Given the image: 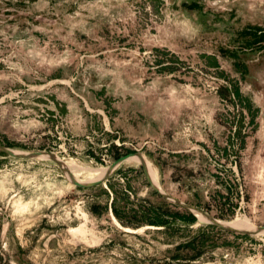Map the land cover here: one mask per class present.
<instances>
[{
  "label": "rangeland",
  "instance_id": "rangeland-1",
  "mask_svg": "<svg viewBox=\"0 0 264 264\" xmlns=\"http://www.w3.org/2000/svg\"><path fill=\"white\" fill-rule=\"evenodd\" d=\"M0 180V264H264V0H0Z\"/></svg>",
  "mask_w": 264,
  "mask_h": 264
},
{
  "label": "trees",
  "instance_id": "trees-1",
  "mask_svg": "<svg viewBox=\"0 0 264 264\" xmlns=\"http://www.w3.org/2000/svg\"><path fill=\"white\" fill-rule=\"evenodd\" d=\"M106 183L108 187L107 191L110 194V202L106 206V208L109 209L118 220L122 221V219L120 218L122 211L120 210L121 208L118 205V200L116 198L115 191L113 190V186L109 184V179L106 180ZM153 192L157 196L162 198V196L158 194L155 190H153ZM124 197H126L125 194H123V198ZM127 214H128L127 215L128 219H126L124 223L130 226H138L139 224L145 223L147 225L165 227V225H167L168 223V221L165 218H163V213L160 206L158 207L152 205H149L148 207L139 206V208L137 209H130V211H128ZM172 218L187 223H195L197 221V218L187 210H184V214H179V212H174L172 214ZM208 227L217 228L212 224H209ZM199 237L200 236H197L183 245L179 244L177 248L180 249V248L192 247L193 249H195L196 247L195 243L197 242V240H199ZM195 255H199V254L196 253Z\"/></svg>",
  "mask_w": 264,
  "mask_h": 264
},
{
  "label": "clouds",
  "instance_id": "clouds-1",
  "mask_svg": "<svg viewBox=\"0 0 264 264\" xmlns=\"http://www.w3.org/2000/svg\"><path fill=\"white\" fill-rule=\"evenodd\" d=\"M17 179H23V177H17ZM9 185L11 184V181L7 182ZM27 183H32V181H27ZM35 189L37 191L40 190L42 185L35 184ZM49 190H51V186H49ZM12 193L11 202H12V208H13V215H20L23 216L25 214H29L34 207L36 210H39L41 205L38 203L40 199L44 200V203H50V198L45 197L43 193H41L39 196H36L35 199H30L28 201H24L23 197L19 195L18 192L14 191L10 186H5V181L0 180V200H3L5 197H8V193ZM59 194H63L62 192H59Z\"/></svg>",
  "mask_w": 264,
  "mask_h": 264
},
{
  "label": "bare ground",
  "instance_id": "bare-ground-1",
  "mask_svg": "<svg viewBox=\"0 0 264 264\" xmlns=\"http://www.w3.org/2000/svg\"><path fill=\"white\" fill-rule=\"evenodd\" d=\"M45 157V156H44ZM46 157H48V156H46ZM128 159H136V156H130V157H128ZM138 159V158H137ZM136 159V160H137ZM138 160H140V159H138ZM64 165V167L65 166H67L72 172H74L75 173V169H74V167H72L71 165H68V164H66V163H64L63 164ZM145 165H146V169H147V171H148V174H149V176H150V178H151V180L155 183V184H157V182H156V175H155V172L153 171V169L151 168V165H150V163L148 162V161H145ZM87 169V168H86ZM106 169V168H105ZM90 170V169H89ZM91 171V170H90ZM94 172H93V174H92V176L90 177V179L88 178V180H96V179H99V178H102V176L104 175V173H105V171L106 170H104V168H100V169H96V170H93ZM89 172V171H88ZM157 174V173H156ZM75 176V175H74ZM70 179V178H69ZM194 212H195V214H196V216L202 221V220H207L208 218L202 213V212H199V211H197V210H193ZM218 222L220 223V224H222V225H225V226H231V227H233V228H235V229H238V230H246V231H253V229H254V226H252V225H250L246 220H242V219H239V218H237V219H234V220H232V221H230V222H221V221H219L218 220Z\"/></svg>",
  "mask_w": 264,
  "mask_h": 264
},
{
  "label": "water",
  "instance_id": "water-1",
  "mask_svg": "<svg viewBox=\"0 0 264 264\" xmlns=\"http://www.w3.org/2000/svg\"><path fill=\"white\" fill-rule=\"evenodd\" d=\"M2 149H3V150H7V149H5V148H2ZM129 156H130V155H124V156L119 157V158L116 160L115 165H116L117 163L122 162L123 160L127 159ZM141 165H142V168H143L144 174H145V176H146L148 182L150 183V185L153 187V189H154L158 194H160L162 197H164V198H170L166 193H164L160 188H158V186H156V185L153 183V181L151 180V178H150V176H149V174H148V171H147V169H146V165H145V161H144V160H143V162L141 163ZM113 166H114V165H113ZM111 168H112V167H111ZM107 179H108V177H106L104 180H96V181H93V182H91L90 184H82V183H80V182H78V181H73V182H74V184H76V185L79 186V187L90 188V187H93V186H96V185H99V184L105 182ZM172 199H173V198H172ZM173 200H174L177 204H181L183 207H185L186 209H188L189 212H191V213H192V214L198 219V217L196 216V214H195V212H194L193 210L195 209V210L201 212L200 210H198V209H196V208H191V207H189L188 205H186V204H184V203H181V202H179V201H177V200H175V199H173ZM203 214H204V213H203ZM204 215L208 218L207 220H208L210 223L214 224L215 226H219V227H222V228H225V229H228V230H234V229H235V228H233V227H231V226H225V225L220 224V223L218 222V219H215V218H213V217H210V216H208V215H206V214H204Z\"/></svg>",
  "mask_w": 264,
  "mask_h": 264
}]
</instances>
